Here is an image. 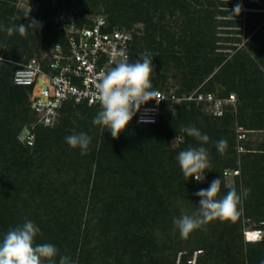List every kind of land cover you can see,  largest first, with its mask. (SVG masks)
Segmentation results:
<instances>
[{"label":"trees","instance_id":"1","mask_svg":"<svg viewBox=\"0 0 264 264\" xmlns=\"http://www.w3.org/2000/svg\"><path fill=\"white\" fill-rule=\"evenodd\" d=\"M34 1L36 9L27 10L21 0H0V241L31 221L40 229L35 243L58 249L55 264L62 256L71 264H176L180 253L181 264H190L196 252V264H261L264 237L246 240L244 227L247 217L264 220V140L254 150L245 142L240 153L237 130L264 132V0ZM238 3L247 10L230 16ZM93 13L105 16L109 28H136L133 60L153 57L155 90L234 93L236 105L214 115L203 102L164 100L156 122L132 120L114 139L92 123L100 107L68 103L55 125H35L28 144L24 131L36 117L29 88L13 81L15 62L41 57L55 42L66 45L64 20L90 25ZM32 19L42 27L8 35V27ZM189 126L209 141L181 131ZM81 132L91 137L86 155L65 140ZM221 139L228 142L223 154L216 147ZM190 146L208 152L203 182L186 181L179 166V152ZM227 168L239 170L234 185ZM220 176L217 198L235 188L238 214L182 237L174 218L195 212L194 193Z\"/></svg>","mask_w":264,"mask_h":264},{"label":"clouds","instance_id":"2","mask_svg":"<svg viewBox=\"0 0 264 264\" xmlns=\"http://www.w3.org/2000/svg\"><path fill=\"white\" fill-rule=\"evenodd\" d=\"M241 11L242 5L238 3L230 16L236 17ZM41 27L39 21L32 19L27 25L19 23L8 27L6 31L8 35H12L13 32L24 35L29 30L36 31ZM58 46L59 44L56 47ZM152 58L140 54V59L130 62L126 49H114L112 67L98 77L99 82L94 96L99 102L100 110L92 123L106 128L114 139L127 129L142 105L152 100L157 102L161 96L151 83V76L154 73ZM181 131L202 143L209 141V137L202 134L195 126L181 128ZM65 140L71 148H79L81 155L88 153L91 137L86 133L69 135ZM227 146L228 142L224 139L216 143L217 150L221 154L225 152ZM177 160L186 181L192 177L197 182L204 181V172L210 166L208 152L204 147L190 146L187 150L179 152ZM221 185L220 176L214 179L207 189H200L194 193L200 198L195 212L174 218V226L182 237H187L194 230L213 220L224 221L235 218L238 214L241 194H238L235 188H231L226 195L217 198ZM249 191L250 189H244L243 196L246 197ZM39 233V227L31 221H25L23 225L10 229L0 241V264H43L45 260L55 264L54 257L57 256L58 249L50 243H35V237ZM59 264H71V261L68 257L62 256ZM261 264H264V261H261Z\"/></svg>","mask_w":264,"mask_h":264},{"label":"built area","instance_id":"3","mask_svg":"<svg viewBox=\"0 0 264 264\" xmlns=\"http://www.w3.org/2000/svg\"><path fill=\"white\" fill-rule=\"evenodd\" d=\"M63 27L68 40L66 45L55 42L41 57L34 56L27 62H18L19 66L13 75L15 84L29 88V102L36 117V121L24 131V139L28 144L35 142V125H55L66 104L85 103L100 107L94 92L100 74L112 67L114 49H126L130 62H135L133 57L136 28H109L108 20L103 15L95 17L90 25L80 26L73 20H66ZM156 90L161 93L158 103L152 100L142 105L132 120L156 122L164 100L173 103L183 100L203 102L208 113L214 115H223L226 106H235L237 100L234 93L228 97H218L212 92H201L200 87L182 94H178L175 89ZM225 173L238 174L239 170L226 169ZM250 230L257 232L259 238L262 236V228ZM250 230L245 231L246 239ZM196 258L197 252L189 263L196 264ZM176 264H181V253Z\"/></svg>","mask_w":264,"mask_h":264},{"label":"rangeland","instance_id":"4","mask_svg":"<svg viewBox=\"0 0 264 264\" xmlns=\"http://www.w3.org/2000/svg\"><path fill=\"white\" fill-rule=\"evenodd\" d=\"M20 6L23 7V8H26L27 10H31V9H36V7L38 6V3L36 1H34V0H21ZM242 10L243 11L247 10V7L244 4L242 5ZM98 15H100V14L93 13V14L89 15V17L94 19ZM66 20L67 19H65L64 21H66ZM241 22H242L241 24L244 25V20H241ZM241 32H242V34H241L242 41L239 43L240 45L246 39L245 34H244V30H241ZM226 44H229V43H226ZM226 50L234 51V50H231V49H226ZM18 62H15V63H18ZM171 80L173 81V83L175 85L178 84V79H172L171 78ZM237 131H238V140H239V151H240V153H244L246 151L245 150V142H247L249 139H250V141H253V140L256 141L257 140V143L252 145L253 147H256V148H257V144L264 140V132H258L256 134L255 133H249V132H247L248 130H246L242 126H238V130ZM255 141H253V142H255ZM227 169L229 170V169H232V168H227ZM226 179H227V182H228L229 185H234V183H235L234 174H230V173L226 174ZM245 221L247 223H249V224L245 225L244 234H245V231H247V230L255 229V228H258V229L262 228L263 232H262V236H260V238L264 237V220H261V221L258 222L256 220H254L253 218L247 217V218H245ZM245 237H246V234H245Z\"/></svg>","mask_w":264,"mask_h":264},{"label":"crops","instance_id":"5","mask_svg":"<svg viewBox=\"0 0 264 264\" xmlns=\"http://www.w3.org/2000/svg\"><path fill=\"white\" fill-rule=\"evenodd\" d=\"M258 132H261V131H259V130H249V133H258ZM258 138V137H257ZM253 141H255V140H253ZM253 141H250V139L247 141V142H249L250 143V147H252V149L251 150H254V148H256V147H253L252 145H254V144H256L257 143V140L255 141V142H253ZM258 145V144H257Z\"/></svg>","mask_w":264,"mask_h":264},{"label":"bare ground","instance_id":"6","mask_svg":"<svg viewBox=\"0 0 264 264\" xmlns=\"http://www.w3.org/2000/svg\"><path fill=\"white\" fill-rule=\"evenodd\" d=\"M251 232L249 233V237H248V239L247 240H250V241H253V240H257V239H259V236H258V234H257V232H253L252 230H250ZM252 235H255V239H250V236H252Z\"/></svg>","mask_w":264,"mask_h":264},{"label":"snow or ice","instance_id":"7","mask_svg":"<svg viewBox=\"0 0 264 264\" xmlns=\"http://www.w3.org/2000/svg\"><path fill=\"white\" fill-rule=\"evenodd\" d=\"M255 238H256L255 235L250 236V239H255Z\"/></svg>","mask_w":264,"mask_h":264}]
</instances>
